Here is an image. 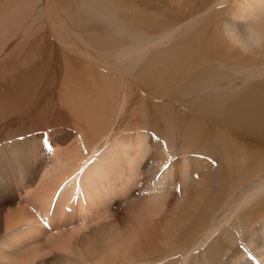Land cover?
Listing matches in <instances>:
<instances>
[{"label": "rangeland", "instance_id": "obj_1", "mask_svg": "<svg viewBox=\"0 0 264 264\" xmlns=\"http://www.w3.org/2000/svg\"><path fill=\"white\" fill-rule=\"evenodd\" d=\"M5 1L6 0H0V6H3L6 3ZM30 1H33L31 2L33 3L31 4L33 8L31 9V6H29V8L26 9L27 11H25V15L24 12L22 13L23 15H20V18L17 19L19 23L17 22L15 26L17 29L15 27L10 29L14 35L11 34L12 37L10 35L9 40L4 42V45L0 47V70L2 68L5 69V71H0V103H4V105L1 104L3 109L1 107L0 109L6 114H0L1 127L4 128L3 124L7 126L11 123L8 125L10 128L6 129L10 133L20 126L29 129L32 124L28 122V120L26 121L25 118L30 112H26L27 114L23 112L28 110L26 108H33L34 105L31 107L33 101L38 99V116L37 118L35 117L32 122L33 124L37 123L35 127L38 128L39 124L42 123V121H39L40 123L38 122V118L46 114V117L49 118L50 113L46 111L49 110L47 103L42 102V100L49 98L52 103L56 104L58 92L64 85H67L68 94L77 90L80 91V95H92L93 98H96V103L99 104L94 112V116L98 120L101 118L108 124L111 122L110 124L113 123L112 125L116 128H127L131 133L145 131L144 133L149 135L147 138L148 142L152 140L150 137H159V139L163 140L165 146L168 145V147L166 146L167 149L166 147L164 148L163 154L162 152L159 153L162 154L161 156L164 155L163 158L169 156L166 158L169 163L164 160L166 164H163L164 166L157 170L158 174H156L159 175L158 179H156L155 176L157 175L154 172H152L153 176L148 172L149 170L150 172L154 171L153 163L148 162L146 165L144 164V166H142L143 169L147 166L145 170L146 173H144V175L142 174L145 176L144 181L146 180L145 187L147 186L145 195L143 197L137 195V191L141 190L143 187V181H141L143 178L138 181L140 183L139 187H134L133 179L131 188H134H132L130 198H126V201L122 199L115 200L114 202L117 203H113V206L118 205L117 207L115 206L114 209L120 212H116V216L119 220L121 219L120 221L122 223L129 220L125 211L129 208L133 210L135 206L139 205L141 197V201L145 202L146 206L148 204L147 207L152 204L158 206V204L153 203L156 201L160 204L162 203V212H160L159 209L158 214L155 215L158 217H152V219L147 222L148 224H144L148 225V227H151L152 230L154 229L156 232L154 233V230H151L154 234L148 232V235L144 234L143 236V245L145 246L143 253H147V256L144 257V259L142 258V260L131 259V262L127 264H253L244 257V250L253 254L260 264H264V133L261 134L263 137V139H261V135H257V133L251 131L247 127L243 130L232 129L233 132H231L230 129L222 128V126L218 124L222 123V121L218 120L217 117V108L223 112V110L225 111L228 109L226 106L229 103H234V100H236L235 103H237L240 98L244 99L242 102H245L243 104L246 105L243 107V105L240 104V108L241 106L242 109L248 108L250 96L258 95L256 93L260 85H264V56L261 54V52H263L261 49L264 48H260L264 42L251 31L252 26L256 29V26H258L256 23L259 22L260 18L255 16L250 19L247 18V21V19L235 17L238 15L235 14L234 11L235 0H223L221 4L214 6L210 3L211 0H191L192 3L190 2L191 4L189 3L190 6L187 8L182 7L179 3H176V1L174 2V0L173 3L168 0H131V9L129 10L127 8L128 10L125 9L123 10L124 12L117 8V4L113 3L114 0H66L70 11L75 13L74 21H77V23L72 24V21L60 12L59 3L56 2L58 0H53L55 3L50 2L52 0ZM25 2L30 3L29 0H25ZM116 2L117 1H115V3ZM197 3L200 5L198 4V6ZM120 15L123 16L120 17ZM147 21L151 22L148 23ZM175 21H178L177 27H171L170 24H174ZM208 21L215 22L211 30V35L219 34L218 36H220L224 43L220 48L221 52H219L218 56L214 59H208L207 62L200 59L197 64L188 69V79L187 75H183L184 80H180L182 76L175 79L176 81L179 79L178 82L173 81L172 83V80L171 82L167 80V83L165 82L166 84L163 83V86H161L162 89L157 87H160L159 82L153 85L150 84L152 82H148L149 80L145 81L147 74L151 75L149 73H153V75H156L160 73V71H164L167 67L170 71L172 69L170 67H173L174 64L184 67L185 43L184 46H182L183 48L178 47L179 43L188 41L194 45H198L201 41L198 37L202 35L203 28ZM234 26H236L235 29L237 28V31L233 29ZM151 27L152 29L150 30ZM58 36L59 38L55 40ZM202 36L204 39L205 35ZM254 37L257 39V42ZM140 45L143 46L141 51L138 50V52H135ZM146 45L148 47H146ZM19 46L23 47L22 50L19 49ZM48 48L53 49L49 50ZM201 49L202 47H198L195 48V51L200 52ZM253 50L259 51L258 54L261 55H252L251 52ZM47 51L51 56L47 55ZM54 52L56 54L53 56L52 54H54ZM62 52L76 60V62H72L73 65L70 66L71 68L65 69L64 65H62ZM139 52L141 53L139 54ZM90 55L92 57H89ZM55 56L58 65L52 67L53 62L51 60L48 66L43 68L44 72L47 74L43 76L44 78L42 77L43 80L41 76H39V66H35V70L31 76L25 77V71L27 70L26 68L30 60L34 65L38 64L40 60L44 64L47 58H53V60H55ZM90 58H93V61ZM261 59H263V62ZM105 63L109 65H105ZM101 67L107 70L104 69L103 71ZM144 67L146 71L143 70ZM46 69L48 71H45ZM86 69H89L91 72L96 70V73L94 72L95 79L89 80V85L86 83ZM150 69H153L152 72ZM64 70L65 72H63ZM66 71H70L69 75H66ZM175 71L178 72L177 70ZM175 71L172 70V72ZM165 72L167 71L165 70ZM103 74H106L107 77H113L112 80L110 77H105L107 83H105L106 81L104 82L105 84L101 83L100 81L103 80ZM176 74L179 75V73ZM83 75L84 77L82 78ZM100 75L101 77L99 78ZM114 75L117 76L116 79L118 81H114ZM153 75H151V77ZM120 77L123 78L121 79ZM151 77L150 79H153ZM118 78L121 79L124 84H122V82L120 84ZM108 79L111 83H114L113 85H116L117 82L120 84L117 86L122 85L119 87L120 91L118 90V95H120V97H117V100L112 98L114 95H106V97L102 95L101 97L99 93H97L100 91L102 93H108L106 91L111 90L110 87L112 85ZM162 82L163 81H160L161 85ZM91 84L94 85L95 89L91 87ZM97 89L100 91L96 92ZM46 94L48 95L47 97ZM249 94L251 95L249 96ZM243 95L248 97H244ZM258 96H256L257 99ZM39 97L42 98V100ZM107 97H110L109 99L112 100L108 101ZM256 97L254 98L256 99ZM21 98L25 99V101ZM122 98L123 100L125 99L124 111L121 110L123 106H120L122 104ZM127 98L129 99L126 100ZM20 99L22 100L21 102ZM37 101L35 104H37ZM28 102L30 105L27 104ZM84 102L89 106L91 101L85 99ZM112 102L114 103L113 105ZM119 102L121 104H119ZM125 103H128L127 106ZM26 104L29 107L23 106ZM12 105L13 107L9 108V106ZM5 106H7L6 109H4ZM118 106H120V108ZM117 107L118 109L114 110L116 111V113H114L113 109ZM158 108L162 109L158 110ZM16 109L18 111H15ZM197 109L198 111H196ZM2 110H0V112L4 113ZM119 110H121V114L118 113ZM156 110L158 111L156 112ZM150 111H155L154 113L159 114L157 116V114ZM11 113L14 114V116H10ZM19 113L20 115L23 113L25 118L21 119L22 116L20 117ZM64 113L62 119L65 118V116L69 117L65 118L66 120L64 119V121L62 119L58 120L57 123L61 121V125L58 127L60 129L62 127L64 128V126L66 128L71 127L72 129L69 128V130L74 133V125L84 123L85 121L83 120L90 118L89 109L84 112L87 114L85 117L84 114L78 116L80 122L75 120L76 118L73 114H69V112ZM136 113L140 114V119L139 114ZM7 114H10L8 115L10 118L6 117ZM114 114L115 117H118L116 118L117 121L115 120ZM116 114L119 116H116ZM3 115H5V118H3ZM131 115L132 117L130 118ZM219 118H222V116ZM69 119L71 121V126L69 125ZM126 119H129V121L127 120L128 123L124 121ZM47 121L50 122V120H45L42 124H48ZM66 121L69 123L67 122L68 124H65L64 122ZM121 123L125 124V127H123ZM139 123L145 125L142 127ZM128 124L132 126L135 124L133 127L129 125L133 130L128 127ZM193 124H200L201 128L204 126L203 128H205V130L202 129V131H206L204 135H208V139L210 141L212 140L214 150L211 149V151H214L213 153L208 151L205 152V154L203 153L204 151H200L201 149L191 146L186 149L187 146L184 143L183 133ZM44 125H42L43 128ZM42 126L40 125L39 127ZM54 128L56 129L57 127ZM66 128H64L65 130H63V132H60V135H58V133H56V135L52 133L53 135L51 134L49 136L50 138L41 133L44 134L47 129L52 130L53 128L46 129L45 127L44 131L34 130L38 136H43L44 139L39 145L41 138L38 137V143L35 144L34 147L31 144V148L28 138H32L30 136L34 133L33 130L30 131L31 133L27 132L26 134L18 135L19 137L15 139L14 137L7 138L5 132L3 133L4 137H2L0 141V230L4 211L7 212L19 204L17 203L18 194L22 191L24 192L23 187H25V185L34 186L38 181L43 168L48 164L47 154L49 153V149L52 146H59V144V147L63 146L64 142L62 141L61 143L59 138L64 140L66 136V141H64L67 142V135L70 137V132H68ZM152 131L154 132L152 133ZM157 131L158 133H156ZM162 133L165 134L163 135ZM254 134H256V136ZM72 136H75V134H72L71 137ZM166 139H168V142ZM47 140V147L41 149V147L46 144ZM52 142L53 144H51ZM209 145L211 147L210 143ZM30 150H34V152L35 150L38 151V153H36L38 155ZM164 152L167 154L166 156ZM14 155L18 157L15 158ZM30 158L31 160H29ZM147 158L145 161H147ZM14 159L19 161L15 162ZM181 162L183 163L181 164ZM184 162H188L187 165L189 164L188 167L184 166L186 170L187 168L189 169V171L187 170L188 172H185L187 178L183 173L185 169H181L183 164L186 165ZM167 164L169 167L166 169L165 166ZM200 164L203 165L200 166ZM14 166L16 167L14 168ZM205 167L206 171L204 170ZM151 168H153V170ZM201 172L203 173L201 174ZM182 176H184L185 179ZM19 177L21 180H19ZM204 177L207 178L204 179ZM220 179L223 181H220ZM185 180H187V183ZM198 180H203L205 187L204 183ZM25 181L26 183H24ZM196 183L198 185H195ZM189 184L191 185L188 186ZM185 189L186 191H184ZM252 189L254 195L250 192ZM194 191H196V194ZM198 191L199 193L197 194ZM221 192L222 194L224 193L225 196L221 195ZM149 194L151 195V199L146 200V196ZM185 195L186 198L184 197ZM182 196L187 202L181 201L184 200ZM179 198L180 201L178 200ZM243 198L248 200L244 202ZM120 200L123 201V203H118ZM179 202L180 205H177ZM247 210H250L251 213ZM246 215L247 218L245 217ZM252 215L255 218H253ZM122 216L126 217V219ZM148 227L145 229L144 233L146 230L149 231L150 228ZM247 232H249L248 235L246 234ZM242 234L244 236H242ZM250 234L251 238L249 237ZM243 237H246L244 238L245 240H242ZM216 247L218 248L216 249Z\"/></svg>", "mask_w": 264, "mask_h": 264}, {"label": "bare ground", "instance_id": "obj_2", "mask_svg": "<svg viewBox=\"0 0 264 264\" xmlns=\"http://www.w3.org/2000/svg\"><path fill=\"white\" fill-rule=\"evenodd\" d=\"M34 1H36V0H34ZM115 1H117V2L115 3ZM168 1L173 3V0H168ZM175 1H176V3H179V5H181L184 8H187L188 6H190L189 3L191 2V0H174V2ZM222 1L223 0H211L210 3H212V6H214L217 4H221ZM5 2L6 3L3 6H0V7H2V8H0V47H2L4 45V42L9 40V37L11 34L14 35L12 33V31H10V29L14 28L16 26L17 22L19 23V21L17 19L20 18V15H23L22 14L23 12L25 15V11H27L26 9H28L29 6H31V4H33V3H31L33 1H30V0H29L30 3L25 2V0H14V1L13 0H8V1L6 0ZM50 2L55 3L53 0ZM56 2L59 3L60 12L63 13L66 16V18L68 17L69 20L72 21L71 22L72 24L77 23V21H74L75 20V13L70 11L66 0H58ZM130 2H131V0H114L113 3L117 4V8H119L120 11H123L127 8L129 10L131 9ZM199 3H197V5ZM234 5H235V8H234L235 14H238L240 16L239 17L238 15H236L235 17H238L241 19L242 18L243 19H247V18L250 19V18H253L256 16L257 18L258 17L260 18L259 22L256 23V25L258 24V26H256V29L253 28L254 26H252L251 31H253V33L256 34V36H258V38L260 37L264 42V0H235ZM32 6H31V9L33 8ZM200 7H202V6H200ZM214 8H216V7H214ZM31 9H29V10H31ZM29 10H28V13H29ZM119 10H118V12H119ZM123 15H120V17H122ZM229 15H231V14H229ZM184 17H186V16H184ZM229 18H230V16H229ZM247 21H248V19H247ZM147 22L149 23L151 21H147ZM214 24H215L214 21H212V22L208 21L207 24L205 25V27L202 26V27H204L202 35H205V36H204V39L202 38L203 37L202 35H200L198 37L201 39V41L198 43V45H194L188 41H183V42L179 43L178 47L184 46V43H185V46H184V56H185L184 65L185 66L184 67H180V66H178V64H174L173 67L175 69L173 67H170V68H172L170 71L167 67L166 69L163 68L164 71L162 70V72L160 71V73L156 72L157 73L156 75H153V73H149V74L153 75L152 77H151V75L147 74V76H146L147 80L144 76L145 81L149 80L148 82H152L150 84H153V85H154V83L159 82L160 87L159 86H157V87L161 88V86H163V83H165V82L167 83V80H169L168 82H171V80H172V83H173V81H176L175 79L178 77L180 78V76H182L181 77L182 79L180 78V80H184L183 75H187L188 69H190L193 65L197 64L200 59H203L204 61L207 62L208 59H212V58L214 59L216 56H218L219 52H221L220 48L224 43H223V40L220 38V36H218L219 34L211 35V30H212ZM138 25H140V24H138ZM162 25H165V24H162ZM162 25H160V26H162ZM170 25H171V27H174V26L177 27L178 21L177 22L175 21L174 24H170ZM235 27L236 26H234L233 29H235ZM151 29H152V27L150 28V30ZM154 31H156V30H154ZM231 31H233V30H231ZM235 31H237V28L235 29ZM12 35H11V37H12ZM57 38H59V36L56 37L55 40H57ZM255 40L257 42L256 38H255ZM62 41H63V39H62ZM256 44H254V45H256ZM20 45H22V44H20ZM51 45H52V42H51ZM147 45H146V47H148ZM245 45H246V43H245ZM20 47L21 46H19V49L22 50L23 47H21V48ZM198 47H202L200 52H197L198 49H197V51H195V48H198ZM53 48H51V49H53ZM141 48H143L142 45H140L139 48H137V50H135V52L136 51L138 52V50L141 51ZM260 48H264V44H262L260 46ZM51 49H49V50H51ZM261 50L263 52H261V51L260 52H261L262 56H264V49H261ZM177 51H180V50H177ZM140 53L141 52H139V54ZM165 53H167V52H165ZM258 53H259V51H257V50H253L251 52V54L254 56L261 55ZM55 54L56 53L54 52V54H52V55L54 56ZM47 55L51 56V54H48V51H47ZM61 56H62V65H64L65 69H67L71 65H73L72 62H76V60L73 59V57L71 58L69 55H67L63 52L61 53ZM89 57H92V56L90 55ZM55 58H56V56L54 57V59ZM90 59L93 61V58H90ZM155 59H153V60H155ZM51 60L53 62L52 67H55V65L56 66L58 65L57 59L53 60V58L52 59L47 58L46 61L44 62L45 65L43 64V62L41 60L38 61L39 63L36 65L32 64V62L30 60L28 62L27 68H26L27 70L25 71V77L27 78L28 76H31L35 70V66H39L40 67L39 68V76H41V79H42L43 76L47 75L44 72L43 68H45V66H48V64ZM262 60L263 59H261V61ZM92 61H90V62H92ZM182 62H180V63H182ZM30 63H31V66H30ZM174 63H175V61H174ZM84 65H85V63H84ZM97 65H100V64H97ZM105 65H109V64L105 63ZM49 66H51V65H49ZM102 68L103 67H101V69ZM152 68H154V67H152ZM101 69H100V71H101ZM104 69L105 68H103L102 70L104 71ZM83 70H84V67H83ZM86 70H87V73H85V77L87 78L86 83L88 84L89 80L95 79V73H96L95 71L96 70L94 71L95 73L91 72L89 69H86ZM105 70H107V69H105ZM143 70L146 71L145 67ZM150 70L152 72L153 69H150ZM165 70L167 72H165ZM172 70H174V71L177 70L178 72H176V71L172 72ZM0 71H5V69L2 68ZM45 71H48V70L46 69ZM63 72H65V70ZM69 72L70 71H66V75L67 74L69 75ZM107 72H105V73H107ZM141 72H143V71H141ZM176 73H179V75H177ZM105 75L104 74L102 75L103 80L100 81L103 84L107 83V80L105 79V77H107V75L106 76ZM144 75H146V74H144ZM224 75H226V74H224ZM110 76H111V73H110ZM110 76H108V77H110ZM83 77H84V75L82 76V78ZM100 77H101V75L99 76V78ZM116 77L117 76H115L114 81L115 80L118 81L116 79ZM150 77L153 79H150ZM112 78L110 77L111 80H112ZM188 78L189 77L187 75V79ZM121 79H119L120 84L122 82ZM211 79H212V77H211ZM151 80H153V81H151ZM178 80L176 82H178ZM214 80H217V79H214ZM124 81H125V79H124ZM160 81H163L162 85H161ZM19 83H21V82H19ZM119 83L117 82V84L115 83L116 85H113L114 83H111V81H110V84L112 86L110 84H108L111 86V87L109 86L111 90L106 91L108 93H105V92L102 93L98 89L96 90V92L100 91L97 93H99V95L101 97H102V95H105V97H106V95L107 96L108 95H111V96L114 95L112 98L114 100H117V97H120V95H118V93L120 91L119 87L122 86V85L117 86V85H120ZM122 84H124V82H122ZM254 86H256V85H254ZM91 87H93L95 89L93 84H91ZM123 87H124V85H123ZM100 93H102V94H100ZM159 94H160V92H159ZM256 94L259 95V96L256 95V96H258V99L256 96L249 94V96L251 95L249 98L250 101L247 99L246 100L249 101L250 104H249V107L246 109H242V106H241V108L239 106L240 104L243 105V107L246 106L245 104H243L245 102H242L244 100L243 98L242 99L240 98V100L237 103H235L236 100H234V103L233 102L229 103L226 106V107H228V109H226L225 111L223 110V112H222V110L220 111L217 108L218 120L222 121V123H218V124L220 126H222V128L224 127L225 129H230L231 132H233L232 129H242L243 130V129H246V127H247L251 131L257 133V135L259 134V136L261 134H263L264 133V85H262V86L260 85L258 92ZM76 95H78V96H76ZM246 95H248V94H246ZM260 95H262V96H260ZM23 96H25V95H23ZM23 96H22V98H23ZM47 96L48 95L46 94V97ZM57 97H58V99H57V101L56 100L55 101H56V104L58 107L56 106V104L52 103V101L49 98L45 99L47 101L46 102L45 100H42V98L39 97L42 100V102L47 103L49 110H46V111H49L51 113L50 114L49 112H47V113H49V118L46 117L47 114L44 116L43 115L40 116V114H39L40 117L38 118V122L42 121V123H43V121L45 122V120H50V122L47 121L48 124L45 123L47 126L40 123V122H39L40 123L39 126L44 125V128L46 127V129L47 128H53L52 130L47 129L44 134L41 133L42 135H44L46 137H49L52 133L55 135H56V133H58V135H60V132H63V130H65L64 129V128H66L65 126H64V128L62 127L63 129L62 128L60 129L58 127L61 125L60 124L61 121H60V123H57L58 120H61L62 116H64L63 115V114H65L64 112H69V114H73V116H75V118H76L75 120L79 121L80 118L78 119V116H81V114H84V117H85V115H87V114L84 112L88 111V109H89L90 110V115H89L90 118H88L87 120L86 119L83 120V121H85L84 123H79V124L74 125V127L72 125L75 133L70 132L69 128H71V127L66 128V129H68L67 131L70 132V134H69L70 137L67 135V137L69 139V140L67 139V142H65L66 136L64 138L65 141L61 140L59 138L61 143H62V141L64 142L62 147H59L60 144H59V146L56 145V146H52L51 148L48 147V148H50L48 151L49 153L47 154L48 155V159H47L48 164H47V166H45L43 168L41 175H40L38 181L36 182V184L34 186H30V185L26 186L25 185V187H23L24 192L22 191L18 194V198H17L18 202L17 203H19V204L15 208H13L9 211L6 210L7 212L4 211V215H3L2 221H1V230H0V264H117V263L127 264V263L131 262V259L132 260H134V259L142 260V258L144 259V257L147 256L146 255L147 253H143L144 247H145L143 245V242H144L143 236H144V234H147L148 232L156 233L154 229H153L154 230L153 231L151 227H148V225H144V224H148L147 222L150 221L152 219V217L153 218L158 217L155 215L158 214L159 209H160V212H162L163 208H161L162 203L160 204L158 201L153 202V203L158 204V206H155V204H152L149 207H147L148 204L146 206L145 202L141 201V198L145 195V192H146L145 190H147V186L145 187L146 180L144 181L145 176H143L144 173H146L145 170L147 169V166L145 167V169H143L142 166H144V164L146 165L148 162L153 163L154 171L150 172V170H149L150 168H149L148 172L151 174H152V172H154L156 174L158 172L157 170L162 168L164 166L163 164H166V163H164V160H166L165 162H168V160L166 158H168L169 156L167 157L166 156L167 154L165 152L164 153H165L166 158H163L164 155L161 156L163 154L164 148L166 146L168 147V145L165 146V143L163 142V140L159 139V137L158 138L157 137L156 138L150 137V139H152L151 140L152 142L150 140L148 142L147 138L149 135L144 133L145 131H143V132L136 131L137 133H134V132L131 133L129 131V129H127V128H126L127 130L121 129V128H116L112 125L113 123L110 124L111 122L108 124L107 122L103 121L101 118L98 120L94 116V112L98 108L99 104L96 103V100H95L96 98H93L92 95H80V91H77V90L68 94L67 85H64L63 88L58 92ZM114 97H116V98H114ZM244 97H248V96H244ZM254 97H256L257 100ZM109 98L107 97L108 101L112 100ZM21 99H20V102L22 100L25 101V99H22V100ZM85 99H89L91 101L89 106L87 103L84 102ZM128 99L129 98H127L126 100H128ZM37 100L38 99H36L35 101L32 100L33 104L31 107H33V105H34L33 108L29 109L30 107L27 106V104L30 105L31 101H30V103L28 102L26 105H23V106L29 107V108L24 107V108L28 109L27 111L23 112L22 110H24V109L21 108L22 109L21 111L23 113L30 112V114L26 118H25V115L23 113H22V115H20V113H19L20 117L22 116L21 119L25 118L26 121L28 120V122H30L32 124V125L30 124L31 126L29 127V129H26L25 127L20 126V127L15 128L14 131H12L10 133L6 129L10 128L8 125L11 123L8 122L9 124L7 126H5L3 124L4 128L1 127L2 125H0V132H1L0 133V141L2 140V137H4L3 136L4 132H5V135L7 136V138L8 137L9 138L14 137V139H15V138L19 137L18 135H21L24 133L26 134L27 132H30L32 130H33V132H34V130H43L44 131L43 126L42 127L38 126V128H36L35 126H37V123L36 124L32 123L34 121L35 117L37 118V116H38V112H37L38 101ZM118 100H119V98H118ZM124 100L122 98V104L119 102V104H121L120 106H123V107H121V108H123V109H121L123 111L125 109L124 108V106H125ZM36 101H37V104H35ZM1 104L4 105V103L2 102V103H0V107H1ZM39 104H40V102H39ZM113 104L114 103L112 102V105ZM127 104H126V106H127ZM101 105H100V107H101ZM115 105H117V104H115ZM120 106H118V107L120 108ZM6 107L7 106H5L4 109H6ZM10 107H13V105L9 106V108ZM118 107L113 109L114 113H116V111H114V110L118 109ZM197 107H198V105H197ZM1 108L3 109V106ZM9 108H7V109H9ZM105 108H106V106H105ZM110 108H112V107H110ZM138 108H140V107H138ZM2 109H0V110H2ZM161 109L158 108V110H161ZM198 109H200V108H198ZM198 109L196 111H198ZM108 110H109V108H108ZM121 110H119L118 113H120ZM152 110H154V109H152ZM158 110H156V112ZM15 111H18V110L16 109ZM40 111H41V109H40ZM136 111H137V109H136ZM13 112H14V110H13ZM101 112H103V111H101ZM127 112H128V110H127ZM150 112L154 113L155 111L154 112L150 111ZM16 113H18V112H16ZM42 113H43V111H42ZM132 113H135V112H132ZM140 113H141V110H140ZM0 114H5V112L4 113L0 112ZM136 114H139V113H136ZM146 114H147V112H146ZM154 114H157V113H154ZM158 114H157V116H158ZM5 115H3L4 116L3 118H5ZM8 115H10V114H7V116H6L7 118L8 117L10 118V116H12V115L14 116V114H12V113L10 116H8ZM116 116H119V115L116 114ZM139 116H140V114H139ZM220 116H222V118H219ZM68 117L69 116H67V117L65 116V118H68ZM114 117H115V114H114ZM131 117H132V115L130 116V118ZM65 118H63L62 120L64 121ZM116 118H118V117H115V120L117 121ZM140 118H141V116L139 117V119ZM156 118H158V117H156ZM151 119H152V117H151ZM1 120H2V118H1ZM127 120L129 121V119H126L124 121L128 123ZM133 120H134V118H133ZM68 121H70V119ZM68 121H66L64 123L68 124L69 123ZM146 121H147V119H146ZM159 122H160V119H159ZM154 123H155V121H154ZM131 124H128L129 128H130L129 125H131ZM69 125L71 126V121H70ZM121 125H123V127H125L124 126L125 124L121 123ZM139 125H142V124L139 123ZM143 125H145V124H143ZM143 125H142V127H143ZM54 127H57V128L55 129ZM153 127H154V125H153ZM203 127L204 126H202V128H201L200 124L199 125L193 124L188 129H186V131L183 133L184 138L182 137L184 139V143L187 146L186 149L188 147L190 148V146H191L193 148L197 147L198 149H201L200 151L201 152L204 151L203 153L208 152V151L213 153L214 151H211V149L214 150L213 149V142H212V140L210 141L208 139V135H204V132H206V131H202V129L205 130V128H203ZM130 129L133 130V128H130ZM171 130L174 131L173 129H171ZM134 131H135V129H134ZM39 132H41V131H39ZM153 132L154 131H152V133ZM156 133H158V131ZM72 134L73 135L75 134V136L71 137ZM162 134L164 135L165 133H162ZM254 135L256 136V134H254ZM150 136H151V134H150ZM152 136H153V134H152ZM30 137L34 138V139L28 138V140L30 142V148H31L32 146L34 147L35 144L38 143V141H39V140H37L38 137L39 138H41V137L38 136V134L36 132H34ZM261 137H262V135H261ZM263 137L261 139H263ZM56 139H58V138H56ZM183 139H182V141H183ZM49 140H51V139H49ZM166 140L168 142V139H166ZM33 142H35V143H33ZM58 143H59V141H58ZM209 143L211 144V147H210ZM31 144H32V146H31ZM40 144H41V142L39 143V145ZM51 144H53V142ZM15 146H16V144H15ZM39 147H41V146H39ZM167 147H166V149H167ZM181 149H183V148H181ZM30 151L34 152V150H30ZM240 151H241V149H240ZM161 152H162V154H159ZM34 153L36 154V153H38V151L35 150ZM31 154H32V152H31ZM35 154H33V155H35ZM17 155H19V154H17ZM36 155H38V154H36ZM16 157H18V156H15V158ZM146 158H147V161H145ZM29 160H31V158ZM16 161H19V160L16 159L15 162ZM182 163L183 162H181V164ZM187 163H185V164L187 165ZM17 164H18V162H17ZM186 165L183 164V167H181V169L184 168V166L188 167L189 164L187 166ZM202 165L200 164V166H202ZM15 167L16 166H14V168ZM151 169L153 170V168H151ZM184 169H185L184 172L183 171L182 172L184 173L185 177L187 178L185 172H188L189 169L187 168L188 171L186 170V168H184ZM204 170L206 171V167L204 168ZM202 173L203 172H201V174ZM152 176H153V174H152ZM201 176H203V175H201ZM205 176H207V175H205ZM182 177H184V176H182ZM185 177H184V179H185ZM141 178H143V180H141V181H143V184H142L143 187L141 188V190L137 191V195L142 196L140 198V204L135 206L133 210H132V208H129L125 211L126 216L129 217V220L127 222L122 223L120 221L121 219L119 220V218H117V216H116V214L120 213V212H118L116 209H114L113 203H115L114 202L115 200L122 199L124 201L126 198H130L132 188H134L136 186L139 187L140 183L138 181ZM205 178H207V177H204V179ZM16 179H17V177H16ZM133 179H134V181H133ZM221 179H220V181H223ZM19 180H21L20 177H19ZM187 180H185L186 183H187ZM132 181L134 182L135 186L131 188V185H133ZM198 181L203 182V180H198ZM24 183H26V181ZM221 184H223V183H221ZM190 185L191 184H189L188 186H190ZM195 185H198V184L196 183ZM225 185H226V183H225ZM199 187H200V185H199ZM204 187H205V183H204ZM184 191H186V189ZM194 192L196 194V191H194ZM219 192H220V190H219ZM250 192L253 194L254 193L253 189ZM187 193H185V194H187ZM198 193H199V191L197 192V194ZM221 195L225 196V194L224 193L222 194V192H221ZM184 197L186 198V195ZM245 197H247V196H245ZM185 198H184V200H181V201L185 202L186 201ZM198 198H200V197H198ZM134 199H135V197H134ZM138 199H139V197H138ZM147 199H149V200L151 199L150 194L148 196H146V200ZM243 199H244L243 200L244 202H245V200L246 201L248 200L246 198H243ZM178 200L180 201V198ZM201 200H202V198H201ZM123 201L120 200V202L118 201V203H123ZM137 203H139V202H137ZM192 204H193V201H192ZM177 205H180V202ZM256 209H257V206H256ZM259 209H261V208H259ZM176 210H178V209H176ZM247 211H250V210H247ZM127 212H129V213H127ZM250 213H251V211H250ZM252 213L254 214L253 211H252ZM261 213H262V211H261ZM257 215H259V214H257ZM245 217L247 218V215ZM252 217H253V215H252ZM123 218L126 219V217H123ZM253 218H255V217H253ZM249 219H250V217H249ZM248 222H250V221H248ZM247 224H249V223H247ZM45 226H48V227L45 228ZM144 226H146V227H144ZM149 226H150V223H149ZM248 226H250V225H248ZM147 227L150 229H149V231L146 230V232L144 233V231H145V229H147ZM245 229H246V227H245ZM249 232H247L246 234L248 235ZM243 233H245V232H243ZM252 235H254V234H252ZM242 236H244V235L242 234ZM249 237L251 238V234L249 235ZM244 238H246V237H243V239L242 238L241 239L245 240ZM157 239H159V238H157ZM144 240H146V239H144ZM151 240H153V239H151ZM215 245H216V243H215ZM246 245H247V243H246ZM217 248L218 247H216V249ZM253 249L256 250L255 248H253ZM257 250H259V249H257ZM215 252H217V251H215ZM224 255H225V253H224ZM262 255H263V253H262ZM212 258H213V256H212Z\"/></svg>", "mask_w": 264, "mask_h": 264}]
</instances>
